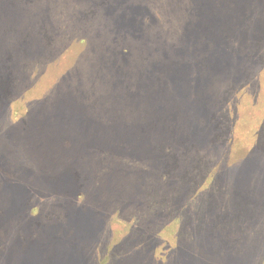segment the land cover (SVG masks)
I'll return each instance as SVG.
<instances>
[{
  "label": "rangeland",
  "instance_id": "374dc122",
  "mask_svg": "<svg viewBox=\"0 0 264 264\" xmlns=\"http://www.w3.org/2000/svg\"><path fill=\"white\" fill-rule=\"evenodd\" d=\"M0 264H264V0H0Z\"/></svg>",
  "mask_w": 264,
  "mask_h": 264
},
{
  "label": "crops",
  "instance_id": "0c3cea01",
  "mask_svg": "<svg viewBox=\"0 0 264 264\" xmlns=\"http://www.w3.org/2000/svg\"><path fill=\"white\" fill-rule=\"evenodd\" d=\"M99 122H107V121H101V120H100ZM138 123H140V122H137L136 124H138ZM95 126H96V128H97V125H95ZM100 127H102V126H100ZM106 127H108V128H113V126H107V125H105L104 128H106ZM95 133H96V131H95ZM93 137H94V136L92 135V136L89 137V139L92 140ZM94 145H96V144H94ZM110 154H111L112 156H114V155L119 156V155L116 154V152H115V153H110ZM118 169H119V168H117V167H116V168H111L110 170H108V173L111 174V177H115V175L117 174ZM120 177H121V174H120V175H117V178H120ZM78 183L80 184V182H78ZM212 217H213V216H211V218H212ZM211 218H210V219H211ZM204 219H205V218H204ZM206 220H208V219H206ZM202 224H206L204 227H205V228H209V226H208V222H207V223L205 222V223H202ZM200 225H201V224H200ZM199 227H200V226H199ZM212 227H214V226H212ZM212 227H211V228H212ZM201 228H203V226H201Z\"/></svg>",
  "mask_w": 264,
  "mask_h": 264
}]
</instances>
